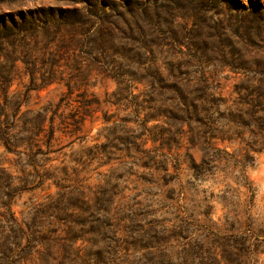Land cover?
<instances>
[{"label":"rangeland","instance_id":"1","mask_svg":"<svg viewBox=\"0 0 264 264\" xmlns=\"http://www.w3.org/2000/svg\"><path fill=\"white\" fill-rule=\"evenodd\" d=\"M32 14L50 27L38 28L36 35L10 34L11 18L20 22ZM243 70H264V0H0V103L13 107L28 99L22 110L39 109L59 102L71 81L73 100L62 105L69 113L80 104V91L94 93L100 105L87 115L81 137L59 131L63 147L36 161L41 171L65 168V190L97 192L105 200L93 216L67 210L57 180L35 185L26 155L1 146L0 202H6L5 193L13 194L11 208L25 232H11L0 216V264H102L96 252H111L105 264H143L146 251L129 242H149L152 235L166 240L154 248L160 264H182L186 249L202 251L210 264H224L215 260L221 254L264 264V148L254 147L251 136L214 138L190 149L184 137L169 161L137 158L127 151L133 146L128 142L115 140L109 157L95 155L93 147L106 142V126L137 133L139 119L150 111H135L142 97L131 92H144L148 73L162 72L183 89L200 88L199 80L207 79L211 91L220 86L229 98L236 83L256 77ZM53 75L54 82L38 87ZM212 118L216 134L227 129L219 113ZM9 181L13 188L5 186ZM75 196L66 194L68 207ZM59 201V219L40 213L47 210L44 204L52 210Z\"/></svg>","mask_w":264,"mask_h":264},{"label":"trees","instance_id":"2","mask_svg":"<svg viewBox=\"0 0 264 264\" xmlns=\"http://www.w3.org/2000/svg\"><path fill=\"white\" fill-rule=\"evenodd\" d=\"M11 32L10 34L19 36L23 32H29L36 35L38 28L50 27L49 23L43 22L33 16L26 18L23 16L21 21H17L14 18L10 20ZM6 26V24H5ZM23 31V32H22ZM27 69H29L30 62L25 60ZM240 72V70H235ZM244 72L253 73L256 77H247L243 83L235 84L234 89L231 92V97H224L223 90L220 86H217L215 90L211 91V85L209 80L200 79L199 87L193 89H183L177 82H169V77L162 72H151L144 76L146 82V89L140 95H136L131 92L132 96L142 97V100L134 102V110L139 112L138 109H145L150 111L144 118L139 119L138 125H140L137 133H133L130 127L110 125L104 127L106 142L101 145L93 146L96 149L95 155L98 153H104L109 157L110 150L114 148V141L132 143L130 149L127 151L131 154L137 155L146 161L157 159L170 160L172 157V150L174 145H178V139L184 137L189 138L190 148H195L201 145V141L211 142L210 139L226 140V139H240L244 140L246 135L251 136L254 147L264 148V70H243ZM100 73L109 75V70H100ZM34 79V73L31 75ZM57 79L56 76H49L42 79V84L38 87L45 86L52 83ZM60 79H64L61 77ZM5 81H10L8 76H5ZM120 83V80H118ZM254 82L255 84H250ZM68 88L67 93H64L59 102H49L47 105L41 106L39 109L27 108L22 110L23 103L19 99L13 107H9L7 103L2 105L0 103V147L3 146L7 152H16L25 154L27 157V164L33 166L35 170V176L38 181L35 185L42 183L46 179L54 178L58 187L62 191H58V196H61L65 201L69 202V197L66 194L75 196L76 203L66 209H79L81 213L93 216L95 210L101 209V201H105L97 192H85L84 190H65L70 186L64 185L63 182L68 180V172L65 168H54L51 170H43L39 167L36 159L39 156H47L51 152H55L63 147L61 141L62 133H70L71 136L76 138L81 137L77 133L83 129L85 119L90 112L94 111V105L99 107L100 100L94 95V93H88L87 88L78 93L81 96V100H78L80 104L69 113L62 110V105L66 101V105L70 103L72 94L74 92V86L71 81L66 82ZM119 89V88H118ZM120 91V89H119ZM116 91L114 95L121 94ZM217 94V95H216ZM25 95L29 96L27 91ZM9 91L5 92V99L8 101ZM1 100V94H0ZM27 105V104H25ZM221 107H223L221 109ZM216 112L227 121V129L220 134H216L215 124L213 122L212 114ZM105 121L109 122L110 118L105 114ZM59 119V121H57ZM151 119L157 120V123L149 125L148 122ZM185 125L189 129H185ZM133 131V132H132ZM132 136L121 137L123 133ZM18 137V138H17ZM132 139V140H130ZM151 142L152 146H148ZM181 144L177 146L180 148ZM201 150H203V146ZM21 148V149H20ZM134 153V154H133ZM130 154H128L130 156ZM131 156V157H134ZM95 157V156H94ZM48 159V158H47ZM180 164H176V168H179ZM41 166V165H40ZM8 188H13L12 184H5ZM77 192V193H76ZM12 193H5L7 198L6 202H0L1 206L5 208L4 213H0L3 217L6 225L10 227V231L25 232V228L18 222L14 216V212L11 208ZM108 201V200H107ZM92 202L93 205H90ZM61 201L53 203L54 208L50 210L51 204H44L47 208L44 212L40 210V213L51 214L52 216H58L64 208L61 206ZM93 206V207H92ZM49 209V210H48ZM92 209V210H91ZM106 212H108L106 210ZM56 214V215H55ZM31 232V231H28ZM155 233V232H154ZM178 235L183 239H188V236L183 235V232H178ZM164 237L152 235L151 241L144 242L141 238L135 239L129 242L133 249L136 251L144 250L148 256V262L143 264H160L161 260L154 257L157 251L154 248L160 247L161 244L166 241ZM187 244V243H186ZM161 252V251H160ZM111 252H96L97 260L102 264L109 262L107 254ZM185 261L182 264H210L208 261H203L205 258L202 255V251H193L192 249H186ZM104 255V256H103ZM231 260L228 255L221 254V258L218 259L215 256V260L224 264H242L241 257ZM212 256V255H211ZM116 257V256H115ZM211 258H214L211 257ZM210 258V259H211ZM53 261H57V258H52ZM67 259V258H66ZM62 260H59L62 263ZM110 260H113L111 258ZM44 261V260H43ZM163 264H174L172 262H166L162 260Z\"/></svg>","mask_w":264,"mask_h":264}]
</instances>
